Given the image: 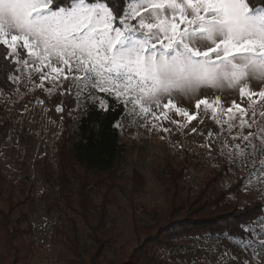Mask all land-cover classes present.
<instances>
[{
    "label": "snow or ice",
    "instance_id": "snow-or-ice-1",
    "mask_svg": "<svg viewBox=\"0 0 264 264\" xmlns=\"http://www.w3.org/2000/svg\"><path fill=\"white\" fill-rule=\"evenodd\" d=\"M0 73L15 85L64 88L56 94L71 97L81 117L120 106V118L130 123L167 133V122L194 135H204L196 125L210 119L220 131H209L200 147L211 155L219 139L229 171L230 164L251 160L241 190L255 176L264 192V4L127 0L118 12L104 0H63V6L61 0H0ZM208 88L235 91L239 102L225 106L217 95L195 99L194 112L178 106ZM239 227L252 237L243 245L251 261L243 264H264V202L260 218Z\"/></svg>",
    "mask_w": 264,
    "mask_h": 264
},
{
    "label": "rangeland",
    "instance_id": "rangeland-1",
    "mask_svg": "<svg viewBox=\"0 0 264 264\" xmlns=\"http://www.w3.org/2000/svg\"><path fill=\"white\" fill-rule=\"evenodd\" d=\"M34 79L39 83L37 77ZM11 85L10 93H2L3 91L0 93L3 105L0 118L7 119L0 131V167L12 182L24 179L26 183H32L36 187L39 195L46 197L37 198L33 205L32 235L26 236L25 241H32L34 248L27 263L63 264L57 259L58 247L49 243L54 227L61 224V218L58 210L47 203L49 192L40 179L39 170L44 167L53 178L56 177L59 148L63 150L70 138L69 131L74 127L76 109L73 105V111L64 112L65 118H62L57 106L67 99L57 95L50 101L53 93L64 92V88L48 85L45 89H40L32 87L27 80L23 85L12 83ZM252 86L256 90L260 88L255 82ZM217 95H221L226 101L225 106L233 99L239 102L238 93L235 91L221 93L208 88L202 89L198 96L191 100H180L178 106L194 112L195 99L205 96L213 98ZM244 106L247 107V101ZM170 116L184 123V118L175 115L174 112L170 113ZM120 125L119 137L126 144V153L115 174L113 192L117 197V204L109 209L110 217L107 222L116 240L104 254L102 264H110L119 252L128 253L141 242L142 235L135 236L133 232L132 216L134 214L140 216L142 207L151 210L165 206L167 196L174 191V185L179 194L185 196L203 188L210 178H213L214 190H220L239 181L240 188L234 194L231 193V206L240 210L244 204L256 202L261 209L264 192L256 183L255 176L252 177L251 186L241 190L244 178L253 169V162L249 160L244 167L239 161L230 164L231 170L219 175L217 174L219 171L226 169L225 160L219 152L221 141L219 139L215 141L211 155L206 147H200L206 143L209 131L214 134L220 131L210 119L204 120L202 125H196L204 135L191 134L188 129L177 130L175 125L167 122L164 123V127L172 129L167 133L151 128L150 125L145 126L143 121L130 123L125 119L120 121ZM229 143L232 141L229 140ZM9 156L16 163H21L22 168L19 169L17 165L12 167L7 159ZM0 209L8 210V204L1 199ZM17 211L13 210V214L17 215ZM178 211L179 214L176 216L184 214V210ZM259 218L260 214L253 221ZM80 228L82 230L84 227L81 225ZM250 239L252 237L246 232L244 237L226 234L198 235L182 239L180 247L174 250L161 249V254L175 258L179 264L199 261L206 264H243L245 259L251 261L250 250L243 249V245ZM9 253L8 256L5 255L0 243V264H21L19 254L14 257L12 252Z\"/></svg>",
    "mask_w": 264,
    "mask_h": 264
},
{
    "label": "trees",
    "instance_id": "trees-1",
    "mask_svg": "<svg viewBox=\"0 0 264 264\" xmlns=\"http://www.w3.org/2000/svg\"><path fill=\"white\" fill-rule=\"evenodd\" d=\"M104 2L122 12L127 0ZM252 4L259 7L264 0H252ZM11 90V82L0 73V93L7 94ZM56 93L50 96V101L57 96ZM63 98L67 100L60 105L73 108L72 98ZM2 106L0 97V111ZM120 111L117 106L115 113L107 115L95 111L87 117L77 115L65 148H59L56 177L53 178L44 167L39 170L40 179L49 192L47 203L58 210L61 218V224L54 227L49 243L58 247L57 259L63 264H102L104 254L116 240L107 222L109 209L117 204L113 192L115 174L126 153L119 128L111 126L117 120H125L120 118ZM61 115L65 118L64 112ZM6 121V118H0V131ZM7 159L12 167L22 168V164L10 156ZM226 172L225 169L217 174ZM212 180L208 179L203 188L185 196L179 194L174 185L165 206L151 210L142 207L140 216L134 214L131 219L135 236L142 235L141 242L128 253L119 252L110 264H179L175 258L162 255L161 249L174 250L180 247L182 239L198 235L227 233L244 237L245 232L239 225L257 218L260 206L248 202L236 210L231 206L230 197L240 188L239 181L214 190ZM37 198L46 197L39 195L36 187L24 179L12 182L0 167V199L8 204L7 211L0 209V243L5 255L8 256L9 251L14 257L19 254L21 264H28V257L33 253L34 244L26 242L25 237L32 235L31 216ZM13 210H18V214L14 215ZM178 210H184V214L176 216Z\"/></svg>",
    "mask_w": 264,
    "mask_h": 264
}]
</instances>
